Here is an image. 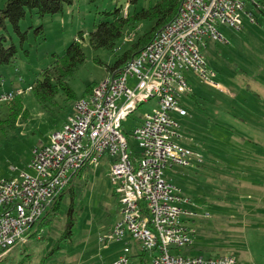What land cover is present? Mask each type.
Segmentation results:
<instances>
[{"label": "rangeland", "instance_id": "1", "mask_svg": "<svg viewBox=\"0 0 264 264\" xmlns=\"http://www.w3.org/2000/svg\"><path fill=\"white\" fill-rule=\"evenodd\" d=\"M8 1L0 0V10ZM161 1L73 0L62 13L44 17L37 10H27L20 23L26 40L7 22L8 30L3 33L18 54L15 63L0 66V94L23 90L22 103L29 118L17 128L3 123L14 112V100L0 103V173L4 178L31 173L28 166L33 152L50 144L52 135L74 115L75 104L84 99L88 87L107 80V67L156 25L155 21L142 20L125 29L113 50L94 49L90 34L100 23L112 20L107 13L122 9L123 15H133L136 8L148 9ZM242 1V29L219 27L228 43L206 41L203 49L207 76L219 87L199 75L185 73L203 110L190 96L181 99L188 117L177 119L180 143L191 144L192 163L168 167L164 178L197 205L192 209L197 214L192 226L201 252L194 246L180 249L179 255L199 253L204 257L227 256L237 264H264V13L249 0ZM247 12L253 13V22L246 18ZM81 34L85 62L67 80L74 97L70 99L61 91L46 109L29 85L53 67L57 57L65 55ZM133 85L131 81L130 87ZM155 108V101L144 104L123 123V130L132 133ZM131 144L138 148L133 140ZM197 158H202L200 164ZM106 159L74 178L67 188H74L73 198L66 192L59 211L49 217L52 222L46 227L37 225L28 242L14 247L0 264H114L127 245L126 241L108 240L121 217ZM71 210L73 235L65 239ZM129 244L138 250L137 243Z\"/></svg>", "mask_w": 264, "mask_h": 264}, {"label": "built area", "instance_id": "2", "mask_svg": "<svg viewBox=\"0 0 264 264\" xmlns=\"http://www.w3.org/2000/svg\"><path fill=\"white\" fill-rule=\"evenodd\" d=\"M249 1L264 13V0ZM244 9L242 0H183L175 19L145 49L76 102L74 115L50 144L33 152L31 173L11 178L0 173V263L14 247L28 242L85 167L107 158L121 217L108 240L127 245L114 264H237L227 256L178 254L196 244L192 222L197 214L192 209L197 205L164 178V171L192 163V151L180 143L177 121L188 116L181 102L191 92L185 73L218 86L207 76L203 49L206 41L227 44L219 27L241 30ZM245 15L254 21L253 13ZM22 93L0 94V103ZM151 101L156 108L126 133L123 123ZM196 161L200 164L202 158Z\"/></svg>", "mask_w": 264, "mask_h": 264}, {"label": "trees", "instance_id": "3", "mask_svg": "<svg viewBox=\"0 0 264 264\" xmlns=\"http://www.w3.org/2000/svg\"><path fill=\"white\" fill-rule=\"evenodd\" d=\"M182 3L183 0H162L154 6H150L148 9L143 8L141 10H137L136 8L133 15L131 13L123 15L122 9H117L115 12L107 13V15L113 17L112 20L100 23L90 34V45L94 49L113 50L116 47L117 41L123 38L126 28L136 26L142 20H152L156 22L155 27L150 33L145 34L143 37L136 40L128 52L120 57L114 65L107 67L109 76L124 68L129 61L136 57L147 47V45L151 43L160 31L175 19L181 9ZM72 4L73 0H9L5 8L0 10V66L12 65L15 63L18 54L17 47L14 44L8 45V37L3 33L4 30H8L7 22L13 26L15 32L22 37V40H26L27 37L25 33H22L20 29V23L26 17L27 10H37L38 14L41 17H44L46 15L62 13L65 5ZM83 38V34L79 35V38L72 43L65 55L58 56L55 60V65L51 68L45 69L34 81V83L29 85V88H32L30 91L34 93L36 99L46 109H48L47 103L49 101H53L61 91L65 92L70 99L74 97L67 80L73 75L75 70L85 62V55L80 43ZM97 85L98 84L89 86L85 97H87ZM22 95H17L15 97L13 102L14 112H11L10 117L3 122L10 123L14 128H17L19 122H26L29 118V112L24 108L22 103ZM186 96H190L195 101L196 106L203 110L201 102H199L197 96L193 94L192 91ZM189 145L190 146L186 144V147L191 148V144ZM86 169H88V167H85L82 172H85ZM73 191V187L66 189L50 212L47 213V215L44 216L37 225L43 224V226L46 227L50 224L52 221H50L49 217L56 215L59 211L66 192H68L73 198ZM114 196L117 197L115 191ZM72 212L73 211L71 210L69 213L68 223L65 227V239H71L73 235L71 227L74 225V217ZM198 238L199 237L197 235L195 247L197 245ZM195 250H198L197 247ZM198 251L201 252V250ZM172 253L176 254V252Z\"/></svg>", "mask_w": 264, "mask_h": 264}]
</instances>
